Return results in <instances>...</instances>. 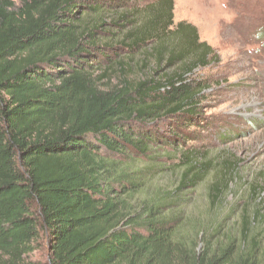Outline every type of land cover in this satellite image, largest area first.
Listing matches in <instances>:
<instances>
[{"label":"trees","instance_id":"1","mask_svg":"<svg viewBox=\"0 0 264 264\" xmlns=\"http://www.w3.org/2000/svg\"><path fill=\"white\" fill-rule=\"evenodd\" d=\"M216 59L173 0H0V264H264L259 210H187L237 170L184 134Z\"/></svg>","mask_w":264,"mask_h":264},{"label":"rangeland","instance_id":"2","mask_svg":"<svg viewBox=\"0 0 264 264\" xmlns=\"http://www.w3.org/2000/svg\"><path fill=\"white\" fill-rule=\"evenodd\" d=\"M173 2L174 22L194 25L199 40L217 56L196 72L195 77L209 88L204 92L203 121L184 131L190 140L187 145L217 156L219 162L229 160L237 165L231 190L224 193L222 205L212 215L207 210L213 175L198 185L187 210L198 219L224 220L225 226L244 209L249 213L259 210L264 216V0ZM163 162L164 169L171 168V162ZM174 180V175L164 171L160 183L170 187ZM30 260H48L44 245Z\"/></svg>","mask_w":264,"mask_h":264}]
</instances>
